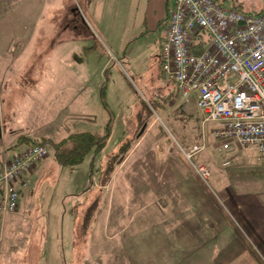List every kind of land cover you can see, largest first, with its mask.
<instances>
[{
  "label": "rangeland",
  "instance_id": "374dc122",
  "mask_svg": "<svg viewBox=\"0 0 264 264\" xmlns=\"http://www.w3.org/2000/svg\"><path fill=\"white\" fill-rule=\"evenodd\" d=\"M217 1L250 13L264 11V0ZM73 2L81 11L85 7L84 1ZM39 15L44 21H36L34 31L40 35L20 45V61L14 65L33 70L38 91L29 84V99L17 90L18 101L28 107L33 101L48 105L39 109L41 122L57 114L58 138L74 129L104 135L109 122L111 127L103 149L74 168L57 163L46 145L49 153L40 171L18 180V208L0 225L5 231L0 264H201L210 233L228 226L210 201L222 196L217 182L227 179V168L236 175L250 161L225 166L227 151L218 149L212 134L216 124L203 125L195 101L191 109H184L176 97L170 101L172 82L158 75L157 34L135 37L141 29L134 24L124 37L118 21L111 36L101 32L96 39L82 24L80 34L60 39L64 13L52 23L47 10ZM22 24L3 29L0 22V37L18 42L33 30ZM25 76L32 78L29 72ZM68 96L74 97L75 111L57 113L51 104L64 105ZM126 140H134V147L103 184L108 158ZM204 141L206 148L193 153ZM4 142L0 136V151ZM5 152L15 153L7 147ZM194 165L210 170L208 182ZM96 199L99 210L82 231Z\"/></svg>",
  "mask_w": 264,
  "mask_h": 264
},
{
  "label": "crops",
  "instance_id": "0c3cea01",
  "mask_svg": "<svg viewBox=\"0 0 264 264\" xmlns=\"http://www.w3.org/2000/svg\"><path fill=\"white\" fill-rule=\"evenodd\" d=\"M82 1H84L83 7L84 4L85 7L81 11L79 6L74 5L73 0H0L1 28L20 26L23 23L24 28L33 29L25 32V37L17 38L18 42H15V39L5 41L6 38L0 37V136L5 141L0 155L6 147L9 149V153L23 151L33 139L47 137L58 142L67 138L72 132L82 131L68 130L66 132L68 134L65 133V136L64 134H61L60 138L54 136L59 125L57 124V114H54L48 122L43 124L42 122L46 120V117L41 122L39 109L47 110L49 109L48 105L43 106L33 101L28 107L25 102L23 104L17 98L18 90L24 94L25 100L29 99L31 94L25 90L29 84L32 85L33 91L34 89L38 91V87H35L33 70L30 68L20 70L18 66L15 67L14 65L16 60L20 61V57H17L21 56L18 54L20 45L33 43L35 35L37 33V36L40 35L39 32L34 31V27L36 21L41 19L39 13L45 10L48 12L50 23L59 17L58 14L64 13L65 23L59 34L60 39L74 38L76 33L80 34L79 30L82 24L88 29V34L96 39L101 35V32L111 36L119 26L118 21H122L124 37L129 35V28L134 27V24L141 29L135 37H148L153 33L157 34L159 45L158 75L163 80L172 82L171 91L168 93L171 95L170 101L173 102L174 97H176L184 109L192 108L191 102L195 99L188 103L182 102L177 96L174 80L164 77L161 70L160 46L169 23V14L172 8L171 0H80V2ZM85 12L88 16H85ZM10 13H12L13 18L9 17ZM42 19L44 21L43 17ZM0 35H3V32ZM12 57H14L13 60ZM27 72L32 74V78L25 76ZM52 106L57 113L73 114L76 109L72 96L67 97L64 105L54 102L51 104ZM6 111L9 118L4 119ZM226 153L229 158L226 161L229 163L235 161H250V163L247 164L246 170L232 176L230 169L227 168V179L223 183L217 182V188H219L222 196L217 199L211 197L210 201L214 210L223 214L222 216L227 220L228 226L226 231H212L210 233L209 238L203 244V247L206 246V251L202 256L201 264H264V165L258 160L255 149L241 150L234 146ZM42 162L28 174L38 173ZM224 213L227 216L228 213L231 214L230 217L228 216L229 219ZM7 219H9L7 215L0 217V225L4 224ZM4 232L0 231V255L1 243L4 244L5 242ZM5 244L7 245V243Z\"/></svg>",
  "mask_w": 264,
  "mask_h": 264
},
{
  "label": "built area",
  "instance_id": "2783aa9c",
  "mask_svg": "<svg viewBox=\"0 0 264 264\" xmlns=\"http://www.w3.org/2000/svg\"><path fill=\"white\" fill-rule=\"evenodd\" d=\"M171 3L169 23L160 46L162 74L174 80L182 102L195 99L204 126L216 124L212 134L220 151L234 146L255 149L264 165V11L250 13L217 0H171ZM200 30L207 32L209 42L202 52L195 53L191 41ZM204 148L205 141L194 146L192 152ZM48 153V147L38 142L11 155L3 152L0 217L17 210L18 180ZM194 167L208 182L210 170L204 165Z\"/></svg>",
  "mask_w": 264,
  "mask_h": 264
},
{
  "label": "trees",
  "instance_id": "16d2710c",
  "mask_svg": "<svg viewBox=\"0 0 264 264\" xmlns=\"http://www.w3.org/2000/svg\"><path fill=\"white\" fill-rule=\"evenodd\" d=\"M240 9V8H239ZM242 10V9H240ZM262 12V11H261ZM209 42V37L206 31L200 30L193 35L191 41V48L195 53L202 52ZM110 131V123L107 124L106 133L104 135H98L90 131H77L69 134L67 138H64L58 142L51 138L43 137L40 139L30 140L31 143H42L51 147L54 151V157L56 161L62 166H68L74 168L82 163L86 157L92 153L95 155L103 149L108 133ZM134 147V140H126L123 142L118 151L111 154L104 166L102 173L103 184H107L110 178L119 166L127 157V154ZM99 200L96 199L92 205L89 206L84 216L82 223V231L89 229L91 223L94 220L95 214L99 210Z\"/></svg>",
  "mask_w": 264,
  "mask_h": 264
}]
</instances>
